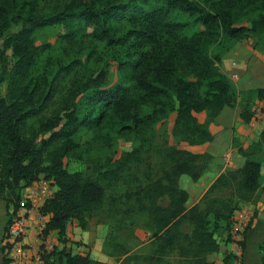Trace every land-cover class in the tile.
I'll return each instance as SVG.
<instances>
[{
	"label": "trees",
	"instance_id": "1",
	"mask_svg": "<svg viewBox=\"0 0 264 264\" xmlns=\"http://www.w3.org/2000/svg\"><path fill=\"white\" fill-rule=\"evenodd\" d=\"M39 1L0 0V81L7 89L0 97V199L7 204L6 227L23 190L44 176L56 187L41 209L51 215L45 235L58 231L65 242L70 222L88 228L104 205L107 185L119 184L132 167L154 154L160 158L158 171L148 166L146 184L135 181L140 185L125 195L129 202L135 197L126 212L135 206L147 211L161 263L175 253L184 264H212L209 257L221 249L214 229L225 223L232 241L235 212L255 202L260 190L264 131L258 143L239 149L243 166L222 173L191 208L190 193L180 187V179L189 176L198 182L213 157L184 147L213 142L220 127L217 118L226 107L239 105L236 86L221 65L234 41H264V0H68L48 11ZM55 26L64 31L58 34L60 41L77 52L89 50L93 58L101 45L106 54L116 53L120 82L102 89L103 72L80 81V57L64 65L53 45L39 44L38 31ZM56 64L58 72L52 69ZM72 74L75 79L62 101L65 117L38 118L40 110L55 104V82ZM82 94L84 106L79 108L75 104ZM255 100H264V89L249 91L248 103L241 105L245 124L252 121L249 102ZM172 113L176 116L169 131L166 122ZM109 124L141 145L90 173L69 172L67 158H84L77 134ZM132 176L138 180L134 172ZM164 200L168 205L163 206ZM259 251L264 264V243ZM118 254L125 257L122 264L131 260L125 249ZM42 259L44 264H110L66 247ZM2 264L11 260L5 256Z\"/></svg>",
	"mask_w": 264,
	"mask_h": 264
},
{
	"label": "rangeland",
	"instance_id": "2",
	"mask_svg": "<svg viewBox=\"0 0 264 264\" xmlns=\"http://www.w3.org/2000/svg\"><path fill=\"white\" fill-rule=\"evenodd\" d=\"M66 1L68 0H40L39 2L40 7L44 11H48L54 6ZM185 18L186 21L190 20L188 16ZM63 32V28L60 26L38 31L37 37L39 39V44L50 43L53 45L55 49L53 52L54 55L58 57L60 63H64V65L69 64L71 61L75 60L76 57H80L84 64L83 68L79 70L78 79H80V81H86L90 75L98 77L100 73L103 72L106 76V82L102 89H111L120 82L121 76L119 62L115 59L116 53L110 52L106 54L101 45H99L98 53L95 57L91 58L88 55L89 50L81 49L77 52L74 48L71 49L67 44L61 42L58 38V34ZM262 47H264V41L258 40L255 37H249L241 41H234L229 51L223 57L221 70L235 84L239 98L241 96V85L253 91H257L261 89L258 87L264 86V76L249 81L250 71L253 69L263 71L264 69V56L261 53ZM9 54L12 55V52L10 51ZM232 61H235L233 65L231 64L233 63ZM59 66L60 64H56L52 69L58 72L59 69H61ZM61 73L62 75L64 74V72ZM234 75H237L238 79H235ZM74 79L75 75L72 74L70 77H60L59 80L55 82L54 89L56 91L52 101L55 104H51L49 107L40 110L37 113L38 118L44 115L51 116L52 114L58 113L61 118L65 117L66 113L62 101H64L68 88L69 86L71 87ZM6 91V84L0 81V97H4ZM85 96L86 95L82 94L77 98L76 107L79 106L80 108L84 106ZM251 109L255 114L254 116H256L259 108L257 107L256 109L255 105H253ZM259 110H261V112L263 111V109ZM175 116L176 114L172 113L166 122L168 127L167 130L169 131L173 125ZM157 129L160 130L162 128ZM220 132L225 136L228 135L227 128H220L219 133ZM234 132L235 131H233V139L235 141L232 139V144L234 143V146L229 147L226 152H231V150L233 151L234 149L236 150L238 147L241 148V142L236 139ZM76 140L83 151L82 155L84 158L82 160L67 158L65 160V167L69 172L81 171L90 173L96 165L102 166L110 158L117 160L123 152L132 151L141 145V142L137 138L133 139L132 137L121 135L119 133V127L115 124H109L105 128L102 127L96 130L83 129L77 134ZM233 152L235 155L236 152ZM243 158L245 159V157ZM159 163L160 158L152 154L150 160L144 161L140 167H132V171H128L125 175V179L120 181L119 184L107 185L104 205L95 216L89 219L88 228L83 230L78 225L77 221L70 222L65 242L59 241L55 249L66 247L76 254H90L93 259L104 260L110 264H122L125 257L118 253L122 252L124 249L128 253L126 257L131 256V260L125 264H184L182 260L178 259L175 253L170 254L167 258L165 257V262L161 263L162 259L158 260L160 256L159 243L152 238L150 229L151 221L147 211H138V207L135 206L130 213L126 212L130 204H134L135 197L129 202V200L125 198V195L137 191L140 184L135 181L141 180L142 184H146L144 174L148 166H150L152 170L154 169L153 172H156L158 171ZM220 165H223V162L212 159L208 164L206 174L208 173L209 175L213 173L215 176L219 173L218 170ZM133 172L136 174L138 180L134 179V176H132ZM181 179V188L192 189L193 181L189 176H182ZM168 202V200L162 201L163 206L168 205ZM193 203L194 202L189 201L188 208L191 207ZM10 212L12 218L14 207L10 208ZM5 220L6 216L0 201L1 228L4 227ZM224 227L225 223L222 222H220L219 228L214 227L215 237L220 243L221 249L217 254L212 255L210 262L212 264H237L238 262L239 264V258L237 260V258L233 256V252H229L228 250L234 240L228 241V237L226 236L228 233L224 230ZM184 230L187 229L185 228ZM4 238L2 239L0 247L3 258L5 256L8 257L7 244Z\"/></svg>",
	"mask_w": 264,
	"mask_h": 264
},
{
	"label": "crops",
	"instance_id": "3",
	"mask_svg": "<svg viewBox=\"0 0 264 264\" xmlns=\"http://www.w3.org/2000/svg\"><path fill=\"white\" fill-rule=\"evenodd\" d=\"M232 62L233 63L231 62L230 63L233 65L235 61ZM249 75H250L249 81H251V79H257L260 76L263 77L264 69L263 71L253 69L252 71H250ZM258 88L264 89V86ZM251 90L252 89L244 87V85H241L240 87L241 96L239 98V105L236 108L226 107L221 113V115L218 117L217 123L220 125V127L218 129H215V131L217 130V134L213 142L199 146L184 147L185 149L195 154H210L212 155L213 159L220 160V162H223V165H220L218 174L214 176L213 173L209 175L208 173L207 174L205 173L204 176L198 182H193L192 189L184 188L190 193V197H191L190 201L194 202L192 206L200 202V200L203 198V196L210 188V186L214 183V181L222 173L228 170V168L236 170L243 166L245 159L240 154L239 147L236 148V150L235 149L233 150L236 152L235 155L233 154L234 152L232 150L231 152L229 151L226 152L229 147L234 146V143L232 144L233 131H235L234 136L236 137L237 140L241 142V148L243 149H248L253 144L259 142L260 135L264 131V100H255L253 103L249 102L251 106L255 105L256 109L257 107L259 109H263V111L260 114L257 113L258 118H255V116H253L250 124H245L240 118V113L242 111L241 105L248 103L245 100H247L249 91ZM254 122H256L257 126H253ZM223 127L227 128L228 131L227 136L223 135L222 132L219 133L220 128ZM233 141L235 140L233 139ZM228 153L229 154L231 153V159L229 162H227L225 159V155ZM259 159L262 162L261 178H260L261 187L259 192L257 193L255 202L245 205L243 207L249 209L252 212L253 220L250 226L248 227L246 233L241 238V240L240 239L236 240L234 238V231H233L232 238L234 241L228 248L229 252H233V254L239 258V264H261V255H260L259 247L264 243V146L262 148V151L259 153ZM181 181L182 179L180 180V182ZM0 201L6 216L4 227L1 228L0 225V247H1V242L2 239L4 238L5 229L7 226L8 210H7L6 202L1 199ZM235 217H236V212L234 214V219ZM50 219H51V215H43L37 212H34L32 214L31 219L28 222L31 229L29 230L28 235L25 237L26 244L31 245L37 240L36 230H32V229L38 227V225L41 222L47 224ZM49 234L52 237V239H55L57 241L58 244L60 241L59 232L50 231ZM211 257L212 255L209 257V260ZM2 261H3V253L2 251H0V264L2 263ZM103 262H107V261L103 260Z\"/></svg>",
	"mask_w": 264,
	"mask_h": 264
},
{
	"label": "built area",
	"instance_id": "4",
	"mask_svg": "<svg viewBox=\"0 0 264 264\" xmlns=\"http://www.w3.org/2000/svg\"><path fill=\"white\" fill-rule=\"evenodd\" d=\"M234 78L238 79V76L234 75ZM260 113L259 110L258 114ZM255 118H258L257 114ZM253 126H257L256 122L253 123ZM225 159L229 162L231 154H226ZM55 192L54 181L47 180L45 177H40L39 180L31 183L23 190L20 207L17 212H14L4 238L11 264H44L42 256L54 251L57 241L52 239L50 234L45 235L46 223L44 222L32 229L36 230L37 238L33 244H26L25 237L31 229L28 222L32 214L34 212L40 214L42 207L54 196ZM252 220L253 214L249 209L243 208L236 211L234 224V238L236 240H241Z\"/></svg>",
	"mask_w": 264,
	"mask_h": 264
}]
</instances>
